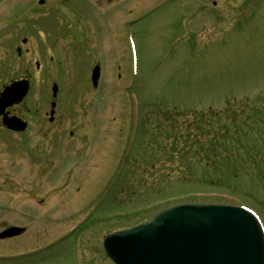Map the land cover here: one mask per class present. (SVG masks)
Returning <instances> with one entry per match:
<instances>
[{"label":"rangeland","instance_id":"1","mask_svg":"<svg viewBox=\"0 0 264 264\" xmlns=\"http://www.w3.org/2000/svg\"><path fill=\"white\" fill-rule=\"evenodd\" d=\"M129 7L131 16L155 9L123 24ZM111 9L109 24L90 0H0V79L30 76L36 131L60 84L66 132L46 159L50 145L37 139L32 162L19 151L0 167V229L26 227L0 240V264H114L104 235L177 202L244 203L264 223V0H120ZM80 120L81 138H69Z\"/></svg>","mask_w":264,"mask_h":264},{"label":"water","instance_id":"2","mask_svg":"<svg viewBox=\"0 0 264 264\" xmlns=\"http://www.w3.org/2000/svg\"><path fill=\"white\" fill-rule=\"evenodd\" d=\"M99 66L92 69L96 86ZM29 82L20 79L0 94V112L20 101ZM57 86L53 85L56 92ZM5 122L13 128L23 125ZM11 226L0 238L19 234ZM106 254L116 264H264V228L252 211L223 202H183L163 208L133 227L104 237Z\"/></svg>","mask_w":264,"mask_h":264},{"label":"flooded vegetation","instance_id":"3","mask_svg":"<svg viewBox=\"0 0 264 264\" xmlns=\"http://www.w3.org/2000/svg\"><path fill=\"white\" fill-rule=\"evenodd\" d=\"M90 1L94 4L95 8L100 11V14H101V16H103V18L107 17L109 24H110V22L111 23L114 22V14L112 12L113 9H111V7H112V5L116 4L120 0H90ZM213 4H216V3L213 2ZM159 5L160 4H156V7ZM154 9L155 8H151L150 10L145 9L140 14L138 13L135 16H131L132 15V9L130 7L126 8L125 12L128 15H130L131 17H129L126 20H123L122 23L123 24L124 23H131V22H134L138 19H142L144 16H147ZM75 10H76V8H75ZM77 11H78L79 24H81L82 27L83 26L87 27L86 30H89L90 29L88 27L89 24L88 23L86 24V20L81 15L82 11H79V10H77ZM194 11H195L194 8H192V9L190 8V13H189L190 18H191V15L195 16ZM203 11H206V10H203ZM125 12H123V13H125ZM114 13H115V10H114ZM111 15L113 16V18L110 17ZM99 16L100 15H98V17ZM17 19L18 18H15L14 22H13V23H16V25L14 27L15 32H16L15 38H14V35L10 36V39H13L12 45H11V54L16 59H18V57H20V54H21V46H20L19 37L17 34L18 27H19ZM23 38H26V40L23 41L21 38L20 42L25 44L27 42V39H29V38H27L25 36ZM126 42H127V40H126ZM27 50H28V48L26 47V51ZM128 52L130 53L129 50H128ZM50 58H52V56H50ZM2 61L3 60L1 58L0 68L3 69ZM11 61L13 64H15L13 60H11ZM6 73L2 72L3 79L2 78L0 79V91L3 89V87L5 85L9 84L11 81L20 78V77L16 76L15 73L10 75V76L6 75ZM25 77H28L30 80L29 75H27ZM59 86H60V84H58V90L60 91L61 87L59 88ZM57 94H58V91H57ZM57 94H56L55 98L50 99L48 111H45V113L43 115H40L36 118V120H37L36 128H38V131H36L35 129L32 130V128H33L32 118H29V116L26 115V112H28L30 114L29 106L26 104L27 103L26 97L28 94L26 95V97L23 98L22 101L8 105L4 109L3 114H0V161L3 160V164H2V162H0V167L4 166V160H8V161L14 160L15 155H17L19 153V151H21L22 154L26 155L27 161L32 162V159H33L34 154H35L34 152H35V148H36L35 145H36L37 139H40L41 142H47L50 145L49 149L48 148H47V150L45 149V155H44L45 159L48 155L51 154V151L53 149V147L51 145L57 144L58 142L60 143V140H59V139H61L60 133L66 134V132L63 130V127H61L62 122H61V114L58 112L59 103H58ZM51 97H53V95H51ZM53 100H55L54 105L52 104ZM34 112L36 113L37 110H34ZM4 116L9 117V118L17 117V118L21 119V121L25 122V128L23 130H15V129L9 128L3 121ZM82 122H83V120H80L79 122H77L74 125V128L76 130L70 129L68 131L69 138H76V139L81 138V135L83 133ZM40 133H42V135L39 136ZM4 180L8 181V177L4 176ZM10 183H13V182L10 181ZM5 227L6 226H4L3 228H5ZM25 231H26V227H25ZM20 235L15 236L13 238L19 237Z\"/></svg>","mask_w":264,"mask_h":264},{"label":"trees","instance_id":"4","mask_svg":"<svg viewBox=\"0 0 264 264\" xmlns=\"http://www.w3.org/2000/svg\"><path fill=\"white\" fill-rule=\"evenodd\" d=\"M234 174H236V173L234 172Z\"/></svg>","mask_w":264,"mask_h":264}]
</instances>
